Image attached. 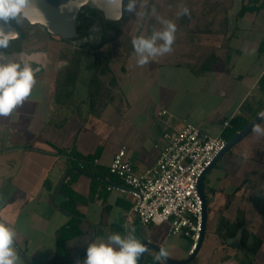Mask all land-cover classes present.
<instances>
[{"label":"crops","instance_id":"1","mask_svg":"<svg viewBox=\"0 0 264 264\" xmlns=\"http://www.w3.org/2000/svg\"><path fill=\"white\" fill-rule=\"evenodd\" d=\"M177 2L191 12L182 19L184 32L176 34L170 54L142 67L126 43L0 53L38 70L30 97L0 117V220L15 228L25 264H50L58 232L73 219L80 235L65 243L70 264H82L88 245L112 233L166 247L172 262L190 258V239L171 236L168 224H140L131 199L113 189L121 183L109 166L126 148L145 174L157 166L166 137L187 123L224 137L235 122L249 125L258 117L264 110V8L242 12L253 5L238 10L237 0H212L220 4L214 10H204V0ZM163 28L156 22L146 37ZM103 56L111 57L104 69L96 66ZM258 153L244 157L238 173L224 175L226 199L212 226L213 247L200 257L207 209L202 246L189 264H264V154ZM85 158L98 161L91 165L96 177L80 170ZM249 160L260 163L257 170L247 171ZM239 223L248 235L244 243L241 230L231 236ZM156 254L148 250L142 264H159Z\"/></svg>","mask_w":264,"mask_h":264},{"label":"built area","instance_id":"2","mask_svg":"<svg viewBox=\"0 0 264 264\" xmlns=\"http://www.w3.org/2000/svg\"><path fill=\"white\" fill-rule=\"evenodd\" d=\"M225 127L229 128L230 123ZM166 139L167 145L154 169L140 174L127 158L126 148H122L115 154L109 173L121 183L113 189L131 199L132 212L140 224H168L171 236L190 239L192 257L204 231V201L199 183L228 142L223 136L211 137L189 123ZM84 163L81 161L79 166L82 168ZM92 164L98 165V161Z\"/></svg>","mask_w":264,"mask_h":264},{"label":"clouds","instance_id":"3","mask_svg":"<svg viewBox=\"0 0 264 264\" xmlns=\"http://www.w3.org/2000/svg\"><path fill=\"white\" fill-rule=\"evenodd\" d=\"M96 3V0H93ZM107 18L119 20L125 12L135 11V0H100ZM69 11H78L76 0H68ZM112 7L119 9V15H108ZM38 10L36 0H0V49H7L10 42L17 38L14 30L6 31L5 25L13 22L20 24L21 20L29 18V10ZM178 15H191L190 9L185 6ZM162 31H154L150 37L135 36L131 40L133 50L137 56L138 66L147 65L157 57H163L173 51L176 41L177 25L171 20H162ZM162 41V43H157ZM29 63L5 61L0 55V117L11 115L14 110L27 100L36 84V72ZM259 123H253L252 133L259 138L264 135V112L258 114ZM17 232L13 226L4 220H0V264H25L24 258L16 245ZM148 252L147 245L130 233L122 236L112 233L107 236V241L92 242L86 249V258L82 264H138L140 257ZM170 251L166 247H160L154 260L159 264H167ZM81 264V262H77Z\"/></svg>","mask_w":264,"mask_h":264},{"label":"rangeland","instance_id":"4","mask_svg":"<svg viewBox=\"0 0 264 264\" xmlns=\"http://www.w3.org/2000/svg\"><path fill=\"white\" fill-rule=\"evenodd\" d=\"M177 1L178 0H172V6H168V3H166L165 0H135V11L132 13L125 12L123 14V20L117 23L114 27H111L112 30H110L113 32V34H110L109 36L110 39H112V44L116 45L126 43L132 45L131 40L135 36L143 35L146 37L147 34H151L156 25V22H158L160 26L164 27V25L161 23L162 20H171L172 22L176 23V34H178V36L180 37V32H184V24H181L184 23L182 22V19H184V15H178V13L181 12L184 5H181V2ZM181 1L184 2V0ZM261 2L262 0H237L236 4L237 9L241 10L244 6V3L249 6L251 4L261 5ZM203 3L204 10H214L220 7V4L218 5V3L212 4V0H204ZM24 33L25 42L26 45H28V48L45 49L46 47H48L55 51L60 47L59 42H57V40L54 41L53 39L48 38V35L45 33V31H43L41 27H26ZM261 144L263 146H259ZM256 150L259 151V157L263 156L264 135H261L259 138H257L252 133L236 147L230 150L212 170L213 173H210V177H207L205 188L207 197V209L209 212L207 225L208 229L204 248L201 251L200 257L206 251L211 250V248L213 247L212 245L215 241L214 235L211 233V231L213 229V223L216 221V219L219 218V215L222 214L221 212L225 205L226 196L224 193L225 189L223 188L225 182L224 175L226 173L229 175L238 173V171L241 170V163L246 164V161H243L244 157H253L251 153L255 155ZM259 157H257L256 159H259ZM255 160H249L247 171H252V167H254L255 170L258 169L260 163L257 164ZM259 196H256V202H260ZM262 236L264 238V233L262 234ZM260 259H263L264 261V254L260 257Z\"/></svg>","mask_w":264,"mask_h":264},{"label":"water","instance_id":"5","mask_svg":"<svg viewBox=\"0 0 264 264\" xmlns=\"http://www.w3.org/2000/svg\"><path fill=\"white\" fill-rule=\"evenodd\" d=\"M100 4V0H96V3H93V0H76V6L79 7L78 11H69L68 0H36V8L38 10H29V18L26 19L31 25H39L43 27L47 33L57 39V40H69L76 36V23L78 19V15L82 9L87 8L93 11H98L103 14L104 19L110 23H116L122 20H111L107 18L105 11L102 6H98ZM108 15H119V9L117 7H112L108 10ZM5 29L14 30L20 36V33L17 29L12 27L11 25H6ZM264 112V110L262 111ZM260 119L257 117L253 122H251L242 132L238 133L236 138H234L231 142L228 143V146L224 152L220 154L217 160L214 162L212 167L205 173V175L201 178L199 183V191L204 201V216H203V234L202 239L198 245V249L195 254L190 257L188 260L184 262H172L169 259L167 263L169 264H189L196 257L198 251L200 250L204 238L206 223H207V197H206V188H205V178L209 174V172L215 168V166L220 162V160L224 157L226 153L236 147L239 143H241L244 139H246L250 134H252L251 127L253 123H259ZM63 184V183H62ZM68 216H72L66 213ZM148 250H155L157 253L159 248L149 245L146 241H143ZM145 254H143L138 264L143 263Z\"/></svg>","mask_w":264,"mask_h":264},{"label":"flooded vegetation","instance_id":"6","mask_svg":"<svg viewBox=\"0 0 264 264\" xmlns=\"http://www.w3.org/2000/svg\"><path fill=\"white\" fill-rule=\"evenodd\" d=\"M127 2L128 0H125V3ZM168 6H172V1L168 3ZM122 20H120L119 22H121ZM119 22H107L104 19L102 13L84 8L78 15L76 23V36L69 40H57L51 37L43 27L39 25H31L27 20L22 19L20 24H16L15 22L9 24L18 30L20 36L12 40L7 49H0V53H6L9 50H14L21 54L23 49H28V45H26L25 42L24 33L26 27H41L43 31H45V33L48 35V38H51L54 41L57 40V42L63 45H71L76 47L89 46L94 49H99L112 43V39H110L109 36L110 34H113V32L111 31V27H114Z\"/></svg>","mask_w":264,"mask_h":264},{"label":"trees","instance_id":"7","mask_svg":"<svg viewBox=\"0 0 264 264\" xmlns=\"http://www.w3.org/2000/svg\"><path fill=\"white\" fill-rule=\"evenodd\" d=\"M259 1V0H256ZM260 7L264 8V0H262L261 5H259ZM257 8L256 5H253L252 7H244L242 12L245 11H255ZM106 62H103L105 61ZM111 62V57H105L103 56L98 57L96 60V66L99 68H108L109 63ZM259 88L260 90H262L264 92V75L262 76V78L259 81ZM248 126V122H245L243 124H238V123H234L233 128L227 130L224 134V138L227 140V142H231L234 138H236V136L238 135V133L242 132L246 127ZM85 163L83 164V167L80 168V170L82 172H88L90 175H92L93 177H96V174L91 171V167L93 166V162L94 159L93 158H85ZM83 162V161H82ZM92 165V166H91ZM89 166V167H88ZM86 167H88L86 169ZM90 169V170H89ZM78 221L77 220H71L70 224H68V226L62 228L58 234H57V253L55 258L53 259V261L50 264H70L68 255H67V250L65 248V243L69 240H72L76 237H78L80 235V229L77 226ZM242 232V243L245 242V240L247 239L248 235L247 233L243 230V223H239L233 231V235L231 236H235L237 231ZM256 249H253V253H255Z\"/></svg>","mask_w":264,"mask_h":264},{"label":"bare ground","instance_id":"8","mask_svg":"<svg viewBox=\"0 0 264 264\" xmlns=\"http://www.w3.org/2000/svg\"><path fill=\"white\" fill-rule=\"evenodd\" d=\"M6 31H10V29H5Z\"/></svg>","mask_w":264,"mask_h":264}]
</instances>
